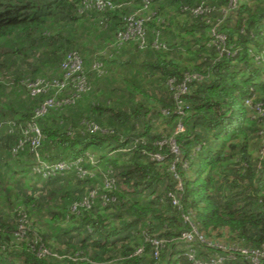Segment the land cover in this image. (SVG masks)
<instances>
[{"label": "trees", "instance_id": "16d2710c", "mask_svg": "<svg viewBox=\"0 0 264 264\" xmlns=\"http://www.w3.org/2000/svg\"><path fill=\"white\" fill-rule=\"evenodd\" d=\"M104 1L0 0V264H264V0Z\"/></svg>", "mask_w": 264, "mask_h": 264}, {"label": "built area", "instance_id": "2783aa9c", "mask_svg": "<svg viewBox=\"0 0 264 264\" xmlns=\"http://www.w3.org/2000/svg\"><path fill=\"white\" fill-rule=\"evenodd\" d=\"M94 5L99 10L113 7L111 3L105 2L104 0H94ZM133 19L134 18L128 19L131 24L135 25V27L132 28L130 35H138V37L142 39L143 34L141 31V25L139 23L134 22ZM81 62L82 61L76 56L70 57L68 59V61L66 62V64L64 65V68H63L65 70V78L63 80L54 79L51 82L50 81L38 82L33 86V93L37 94V93H40L42 90H49V89L56 91L57 94L63 93L65 90H67L68 83L72 82L70 80H74V79H72V77H74V75H76L77 73H79L82 70V63ZM93 67L98 72H101V70L103 68L102 63H100V62H96ZM79 90H82V89H79ZM53 104H54L53 99H49L46 102V106H51ZM245 104L247 106H250V107L252 106L251 100H248V99L245 101ZM262 108L263 107L261 105H256L253 107V110L257 114H260L262 116L263 115V109ZM179 114H183V112H179ZM178 130L181 131L182 127L179 126ZM25 134L27 136V140L31 142V145L33 146L34 150H36L39 147V145L42 141V138H43L41 130L38 128V126L36 124H33L32 126H29L25 130ZM29 134L32 135V138L29 137ZM23 144H24V142H22V144L20 143V146L22 147ZM172 151L176 154L179 153L178 147L175 146L174 144L172 145ZM154 157L157 160L163 159L160 155H156ZM92 161H93V158H92ZM38 162H42V164H38ZM38 162L36 163L37 166L34 168V171L36 173L42 175L44 178H48L50 175H55L57 172H63L64 170L70 169V167H71V165H68V164L61 162V161H58V162L53 163V164H48L42 160H38ZM75 169L79 175H81V176L87 175V171L81 165H79V163H77ZM172 170L174 171V169H172ZM173 203L175 205H177L178 201L174 200ZM19 233L20 234L24 233V227L23 226L20 227ZM194 235H198V233L195 230L192 233H186L183 236V239L188 244L187 247H188L190 252L193 251L190 244L194 240ZM199 238L201 240H203L202 236H200ZM153 244L156 247V249H158L159 247L162 246V242H159V241H154ZM157 254H158V252L155 253V255H157ZM189 257L191 258V254L189 255Z\"/></svg>", "mask_w": 264, "mask_h": 264}, {"label": "rangeland", "instance_id": "374dc122", "mask_svg": "<svg viewBox=\"0 0 264 264\" xmlns=\"http://www.w3.org/2000/svg\"><path fill=\"white\" fill-rule=\"evenodd\" d=\"M263 132H264V131H263ZM263 132H262V133H263ZM260 133H261V132H260ZM38 164H42V162H38ZM216 241H217V242H218L220 245H222V246H223V243H222L223 241H222L221 239H219V240H216Z\"/></svg>", "mask_w": 264, "mask_h": 264}]
</instances>
